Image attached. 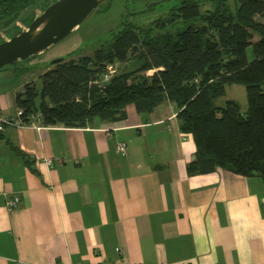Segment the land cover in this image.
I'll return each mask as SVG.
<instances>
[{
  "label": "crops",
  "instance_id": "obj_1",
  "mask_svg": "<svg viewBox=\"0 0 264 264\" xmlns=\"http://www.w3.org/2000/svg\"><path fill=\"white\" fill-rule=\"evenodd\" d=\"M14 70H0V113L11 116L33 81ZM231 86L215 103L246 111ZM177 113L166 101L143 113L129 105L124 120L95 118L84 128L41 119L40 130L8 127L0 136V264H264L263 179L225 169L189 175L196 144ZM14 196L20 202L9 209Z\"/></svg>",
  "mask_w": 264,
  "mask_h": 264
},
{
  "label": "trees",
  "instance_id": "obj_2",
  "mask_svg": "<svg viewBox=\"0 0 264 264\" xmlns=\"http://www.w3.org/2000/svg\"><path fill=\"white\" fill-rule=\"evenodd\" d=\"M51 1L0 0V29L11 33L23 14ZM210 2L203 10L199 1L176 0L150 27L126 22L92 55L48 65L40 90L32 81L17 94L21 117L84 128L95 118L124 120L129 105L143 113L169 101L196 144L189 175L225 169L264 181V0ZM229 85L246 88V111L233 100L215 103Z\"/></svg>",
  "mask_w": 264,
  "mask_h": 264
},
{
  "label": "rangeland",
  "instance_id": "obj_3",
  "mask_svg": "<svg viewBox=\"0 0 264 264\" xmlns=\"http://www.w3.org/2000/svg\"><path fill=\"white\" fill-rule=\"evenodd\" d=\"M128 1H130L128 3ZM176 0H106L99 5L75 30H73L63 40L52 45L45 51L27 60H22L14 66L7 67V71L25 68L28 71L29 78L41 89L40 76L52 61L59 58L78 59L83 56H89L94 53L97 46L104 41H109L112 34L122 29L124 23H133L138 26L150 27L159 17L168 15L172 5ZM202 5V9L212 7L210 0H196ZM234 5V0H229ZM153 3H158L149 11L143 14L132 13L139 11ZM40 7H35L23 14L22 18L16 22L18 27H25L24 20L32 13L39 14ZM130 12V13H129ZM179 24V25H178ZM176 30H182V25L178 23ZM8 32L0 29V38H8ZM251 51L249 50V54ZM250 58L252 56L250 55ZM17 71V70H16ZM229 91H234L236 98L242 101V104L248 101L246 88L242 85H233ZM223 98L218 100L222 103ZM247 100V101H246ZM248 103V102H247Z\"/></svg>",
  "mask_w": 264,
  "mask_h": 264
},
{
  "label": "water",
  "instance_id": "obj_4",
  "mask_svg": "<svg viewBox=\"0 0 264 264\" xmlns=\"http://www.w3.org/2000/svg\"><path fill=\"white\" fill-rule=\"evenodd\" d=\"M104 1L52 0L25 27H17L9 33L8 38H0V70L40 54L63 40ZM157 4L153 3L132 13H146ZM62 60L56 59L49 65L58 64Z\"/></svg>",
  "mask_w": 264,
  "mask_h": 264
},
{
  "label": "built area",
  "instance_id": "obj_5",
  "mask_svg": "<svg viewBox=\"0 0 264 264\" xmlns=\"http://www.w3.org/2000/svg\"><path fill=\"white\" fill-rule=\"evenodd\" d=\"M109 69L110 71H113L111 67ZM21 115H22V111L20 110H18L17 116H11L8 114L0 113V136L6 131L8 127L22 129L27 126H32L38 130L42 129L41 126L35 123L36 119L41 118L39 114L32 116L31 118L32 120L30 122H25L23 118L21 117ZM117 150L121 156L123 157L127 156L128 147L125 142H119L117 144ZM45 162L47 165L52 166L53 161L51 159H46ZM19 202H20V198L18 196H14L12 198H9L7 202V206L9 209H12L16 207L19 204ZM117 251L121 252V249L118 248ZM110 264H115V263H110Z\"/></svg>",
  "mask_w": 264,
  "mask_h": 264
}]
</instances>
